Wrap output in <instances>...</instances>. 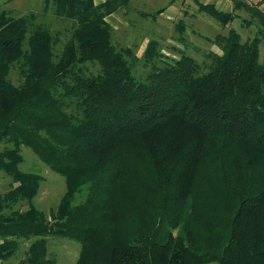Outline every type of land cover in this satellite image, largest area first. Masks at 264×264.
Here are the masks:
<instances>
[{
	"label": "trees",
	"instance_id": "16d2710c",
	"mask_svg": "<svg viewBox=\"0 0 264 264\" xmlns=\"http://www.w3.org/2000/svg\"><path fill=\"white\" fill-rule=\"evenodd\" d=\"M129 1L43 0L61 29L0 4V264L24 242L15 264H57L49 237L80 241L76 264H264V12L236 5L262 36L219 33L207 60L157 39L139 57L107 20ZM194 1L223 25L240 16ZM24 147L67 179L50 218Z\"/></svg>",
	"mask_w": 264,
	"mask_h": 264
},
{
	"label": "rangeland",
	"instance_id": "374dc122",
	"mask_svg": "<svg viewBox=\"0 0 264 264\" xmlns=\"http://www.w3.org/2000/svg\"><path fill=\"white\" fill-rule=\"evenodd\" d=\"M200 1L215 3L218 8L224 10L230 11L233 8V3L226 0L219 4L218 0ZM16 2L5 6L13 16L34 11L39 13V20L48 23L52 29H61L70 24L67 20L55 18L50 11L43 12V0ZM159 10H163L162 13L151 15ZM236 12L240 16L223 25L208 13L200 11L194 0H131L107 19L114 28V43L119 48L132 47L139 57L143 55L149 41L157 39L162 51L169 57L179 58L183 53H187L203 61L207 60L206 55L210 52L222 53L213 41L219 33L227 35L230 29L234 28L240 33L242 41L260 35L259 27H263V24L258 18H254L244 9ZM248 20H252V23H247ZM179 27H182V30ZM261 61L264 62V38L261 42ZM13 79L18 82L19 76L16 72H13ZM23 154L25 159L21 165L22 170L36 172L44 177L34 205L46 212L50 218L51 210L60 205L67 190V179L45 164L31 148L24 147ZM10 181L11 178L0 171L2 191L9 190ZM82 199L83 195L79 194L76 203ZM18 207L26 209L28 203H22ZM28 246L29 242H24L15 260L12 258L2 264H15L21 260ZM48 246L50 255L56 257L57 264H76L82 248L80 241L64 237H49Z\"/></svg>",
	"mask_w": 264,
	"mask_h": 264
},
{
	"label": "crops",
	"instance_id": "0c3cea01",
	"mask_svg": "<svg viewBox=\"0 0 264 264\" xmlns=\"http://www.w3.org/2000/svg\"><path fill=\"white\" fill-rule=\"evenodd\" d=\"M16 1H22V0H0V4H6V5H10V4H12V3H14V2H16ZM106 0H94V2L96 3V4H101V3H103V2H105ZM172 1V0H171ZM230 1V3H233V8L230 10V11H235L236 12V5H245V4H248V5H250V6H256V7H259V9H261L262 10V12H264V0H226V2H229ZM221 2H224V0H218V2H217V4H219V3H221ZM225 2V3H226ZM205 3H207V2H205ZM16 4H20V3H17L16 2ZM221 9V8H220ZM240 9H244L245 11H248L245 7H241V8H239V9H237V11L238 10H240ZM222 10H224V9H222ZM225 11H229V10H225ZM117 12V11H116ZM115 12V13H116ZM249 12V11H248ZM115 13H113V14H115ZM237 14H239L238 12H236ZM112 14V15H113ZM240 15V14H239ZM111 16V15H110ZM108 20V19H107Z\"/></svg>",
	"mask_w": 264,
	"mask_h": 264
}]
</instances>
